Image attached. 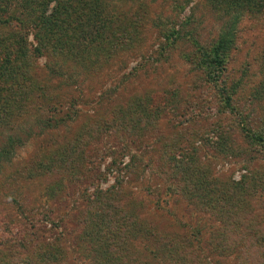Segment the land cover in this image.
I'll list each match as a JSON object with an SVG mask.
<instances>
[{
	"label": "rangeland",
	"instance_id": "1",
	"mask_svg": "<svg viewBox=\"0 0 264 264\" xmlns=\"http://www.w3.org/2000/svg\"><path fill=\"white\" fill-rule=\"evenodd\" d=\"M42 1L51 29L0 27L42 50L25 68L46 96L0 123V264H181L178 246L182 264H264V159L247 136L264 142V0ZM86 28L100 50L75 38ZM224 33L213 85L199 49ZM79 43L87 58L51 74Z\"/></svg>",
	"mask_w": 264,
	"mask_h": 264
},
{
	"label": "trees",
	"instance_id": "2",
	"mask_svg": "<svg viewBox=\"0 0 264 264\" xmlns=\"http://www.w3.org/2000/svg\"><path fill=\"white\" fill-rule=\"evenodd\" d=\"M21 1V9L24 10V13L22 14L19 12L20 10L15 9L16 15H14L13 12H9V14H3L5 11V4L2 5V2L0 0V27L1 25L4 27L8 23L14 20H18V22L23 21L24 19L29 21H38L40 25H42L43 29H51V26L57 25L60 22L59 15H55L54 13L44 14L42 11L41 17L37 16L38 9H40V5L43 2L42 0H20ZM49 0H44L47 3ZM224 1L223 4L225 6H228V9H231V7H235L237 5L238 7H241L243 9H251V8H258L262 4V0H220ZM25 8V9H24ZM43 9V7H42ZM62 14H60L61 16ZM66 16V15H65ZM80 32V33H79ZM79 32L76 33L75 38L82 37L84 41H88L87 46H90L94 48V50H100L102 48V44L100 41L102 39L95 40L97 38V35L93 30L90 28L79 29ZM13 33H0V112H3V115H0V123L3 124L4 122H7L13 117H19L24 111H29L32 108H38L39 100H42L45 98V94L43 93L42 85L36 83L34 76L32 75V72L25 67L28 66V64L25 65V61L27 60V55H38L41 51L37 48H28L26 47V43L24 42L23 37H21V34H13L17 38L14 40L15 42V49L14 54L9 53L11 49V43L12 41H7V38L11 36ZM45 36H49V32L43 33L42 43L41 46H45V42L48 39H44ZM48 38V37H47ZM7 44H2V43ZM231 46V42L229 41L226 33L223 35H220V37L214 42V45L212 46L209 53L205 52L204 50H200L199 58L201 60L200 66L202 67L203 71L206 74V77L210 80V82L214 85L217 84L219 77L222 73L223 67V58L225 53L229 50ZM88 47V48H90ZM60 53L62 54L61 60L59 62H56L57 60H54L53 62L58 64L57 68H53L52 66L49 67L51 70V74L54 76L62 75V72L64 71L62 68L66 63V59H71L70 61L76 62L79 59H82L86 57L87 50L86 47H82L81 43L75 45L74 47H59ZM96 48V49H95ZM65 54V55H63ZM59 55V54H58ZM109 56V53H108ZM104 57H107L105 55ZM87 58V57H86ZM60 66V68H59ZM67 66V64H66ZM25 68L26 70H23ZM63 70V71H62ZM9 85V86H7ZM219 93H221L220 97L223 101V104L228 110H231V103L229 96L225 93L224 87H219ZM247 136L251 139H257L260 142V147L262 150V156L264 159V142L260 137H255L257 135H249ZM9 141L10 137L8 138ZM176 160V164L173 166V170H179V168L182 167V165L185 163L183 160ZM188 165V171L193 172L195 169L194 164L190 163L189 161L185 163ZM178 249L179 252V246L174 249L173 254L175 255L172 257L174 258V261L179 263L181 261L182 255L180 253L176 254V251ZM171 253V251H169ZM168 253V251L166 252ZM172 254V253H171ZM184 258V257H183ZM191 262V259H190Z\"/></svg>",
	"mask_w": 264,
	"mask_h": 264
}]
</instances>
